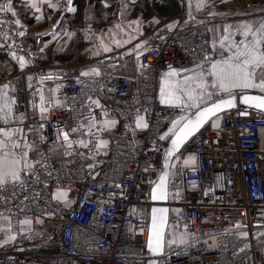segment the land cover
<instances>
[{
    "label": "built area",
    "instance_id": "built-area-1",
    "mask_svg": "<svg viewBox=\"0 0 264 264\" xmlns=\"http://www.w3.org/2000/svg\"><path fill=\"white\" fill-rule=\"evenodd\" d=\"M231 11L210 1L191 20L180 10L152 24L137 51L130 44L45 63L42 37L0 10V50L16 65L0 71V130L28 155L20 179L0 184V218L12 223L0 264L146 263L151 189L169 130L186 113L184 102L162 100L164 74L197 75L215 51L214 24ZM44 86L60 98L46 109ZM218 116L172 160V238L157 264H264V113Z\"/></svg>",
    "mask_w": 264,
    "mask_h": 264
},
{
    "label": "rangeland",
    "instance_id": "rangeland-1",
    "mask_svg": "<svg viewBox=\"0 0 264 264\" xmlns=\"http://www.w3.org/2000/svg\"><path fill=\"white\" fill-rule=\"evenodd\" d=\"M52 1L66 2L65 0H42L43 3L47 4L41 5L42 14L38 12L35 15L36 13L28 4L18 0L13 1L19 21L30 23L28 27L35 34L42 37L37 54L38 57L39 55L41 57L39 59L45 63L71 62L79 58L82 59L83 57L110 51L116 46L130 44H133L135 51H137L142 46L139 38L153 24L152 19L142 16L141 4H138L141 0H104L101 2V7L86 5L77 14H74L76 6L71 0L73 6L71 13L73 15L66 18H64L66 11L60 6L54 10L55 15H51L50 11L52 10L48 6ZM74 37L80 38L81 41L75 42ZM72 43L77 48L76 55L62 52L66 47L72 46ZM55 51H58V53H55ZM7 66V68L16 67L13 62H10ZM208 94L209 92H203L201 94L203 99H197L196 104H199V107L214 99V93L210 96ZM52 98H55V96H52ZM211 121L213 125H217L219 116L214 117ZM180 123L176 124L175 128L171 127L169 132L173 133ZM11 225L12 223L9 220L0 221L1 240L9 237ZM171 236L170 231L167 230L166 239H171Z\"/></svg>",
    "mask_w": 264,
    "mask_h": 264
},
{
    "label": "crops",
    "instance_id": "crops-1",
    "mask_svg": "<svg viewBox=\"0 0 264 264\" xmlns=\"http://www.w3.org/2000/svg\"><path fill=\"white\" fill-rule=\"evenodd\" d=\"M0 1L7 3V5H10L12 9L11 14L13 15L14 12L15 15L13 16L16 19H18V16L16 15L17 10L13 6L14 0H0ZM18 1L26 3L29 6H31L32 10H34V12L36 13L35 15H37L38 12L42 14L41 5L47 4V3H43L42 0H18ZM65 1L67 2L66 6H63V2L61 1L60 2L52 1L48 6L49 9L52 10L50 11L51 15H55L54 10L58 9V6H60L65 11L72 12L73 11V6L71 3L72 1L71 0L70 1L65 0ZM210 1H217V2H222L226 5H230L232 6L233 11L226 13L225 18L222 21L214 24L215 51L211 57H209L200 65V70L197 73V75L202 74V80L199 78L188 79V80L181 79L178 77L176 71L173 69L166 71L163 77L162 88L164 89V93L162 94L161 92L162 100L170 104L184 102L186 105V110H185L186 113L178 119V123L185 120L191 113H193L195 110L201 107L200 106L198 108H195V106H191L193 105L194 101L192 99H189V95H188L189 92H191L192 96L194 97H200L201 94H203V92H209L211 94L214 93L215 97L213 100L228 95L226 93L221 92L218 87H213L215 77L211 74L213 71L211 67L212 64L217 63L218 61L228 59L229 57H232L237 51L236 46L241 41L247 43L245 36L242 34L244 32L243 26L248 25L251 26L253 30H255L259 28L261 24H264V0H180L181 2L180 10L184 11L186 19L191 20L195 18L196 15L200 14L203 11L204 4ZM34 4L35 7H33ZM37 8L38 9L40 8V10L37 11ZM40 14L38 15L40 16ZM163 18L164 16L155 14L150 19H152V23L154 24V22L157 23ZM19 23L24 25L30 24L24 22L22 23L20 21ZM53 28H55V26H53ZM248 39H251V34H249ZM116 47H120V46H116ZM10 62H12V60L9 57V55L4 51L0 50V71L7 68L8 67L7 64H9ZM173 72L175 73L174 75H169L170 73ZM197 75L193 77H197ZM241 92H254V93L264 94V92H261L258 88L245 89V90L236 89L233 91V94L234 93L239 94ZM52 96L53 97L55 96V98H52ZM52 101L53 102L60 101L59 92L57 88L53 86L51 87L44 86L43 89H41L40 91V102L42 108L46 109L50 105V103H52ZM196 102L197 99L195 100V103ZM182 117L183 119H181ZM10 137L11 138L9 139L3 135H0V139L7 141L6 147L0 150V157H3L4 153H8L7 160L9 162L13 160L21 161L19 165L15 166L20 172L23 164L27 160L28 155L26 150L24 149L21 150V152H16L14 150L13 144L19 145L20 142L15 138V136H10ZM2 220H8V219L0 218V221ZM11 237L12 236L10 231L9 237L7 239L4 240L0 239V240L3 242L9 241Z\"/></svg>",
    "mask_w": 264,
    "mask_h": 264
},
{
    "label": "snow or ice",
    "instance_id": "snow-or-ice-1",
    "mask_svg": "<svg viewBox=\"0 0 264 264\" xmlns=\"http://www.w3.org/2000/svg\"><path fill=\"white\" fill-rule=\"evenodd\" d=\"M52 6V5H50ZM35 7V4L33 5ZM12 11L10 5H0V10ZM71 10V9H70ZM37 11L39 9L37 8ZM13 15L15 13L13 12ZM19 23V21H17ZM244 32L242 33L247 40V43L241 41L236 47L237 51L232 57L228 59L218 61L217 63L212 64V75L215 77V81L213 83V87H218L219 90L223 93L228 94V99H221L219 102H215L208 107L203 108L201 111L196 113L195 121H188L187 124L180 130L179 133L176 134L175 138L172 140V151H176L179 149L180 145L183 143V140L187 138V136L193 134L194 131L198 130V128L203 124L204 119H206L210 115H215V113L219 110H222L224 107H234V96L233 91L236 89L245 90V89H256L258 88L261 92H264V24L255 30L252 29L251 26L245 25ZM23 34V33H21ZM249 34H251V39H248ZM242 46V47H241ZM208 59V57H205ZM21 67H23V59L21 58ZM175 73H170L169 75H174ZM199 78L202 80V74H198L197 77H189L188 79H196ZM203 86V85H201ZM7 87V86H5ZM162 94L164 93V89H161ZM189 99L194 101L193 105L195 107H199V104L195 103L196 99H203V96L194 97L191 92L188 93ZM209 96L211 93L208 94ZM250 101H256V107L264 109V96H244L243 102L249 103ZM166 102V101H165ZM3 111V109H0ZM43 111V109H42ZM142 119V118H141ZM183 119V117L181 118ZM107 123V122H106ZM114 123V122H113ZM178 123V122H177ZM140 121H138V126ZM143 126H147L144 124ZM175 124L173 127L175 128ZM75 131V129L73 130ZM171 131V130H170ZM0 135H3L7 138H11L10 134L0 130ZM64 139L68 140V133H63ZM164 137H161L163 139ZM84 147H87L83 141L79 142ZM106 142H101V144H105ZM7 141L0 139V150L6 147ZM20 145L13 144L14 148H18ZM98 147L100 145H97ZM69 147H71V143H69ZM171 155V152L169 153ZM26 155V154H25ZM8 153H4L3 157H0V184L6 182V179L10 177L12 180L18 181L20 179L19 170L15 167L19 165L21 161L13 160L9 162L7 160ZM164 177H161V181L163 182ZM61 196L66 195V193H60ZM154 199L156 197H153ZM155 212V209L153 210ZM156 228L155 216L153 217V229ZM156 246L153 247V237L150 233L148 248L151 252L156 253L160 250V238L162 236L161 232L156 233Z\"/></svg>",
    "mask_w": 264,
    "mask_h": 264
},
{
    "label": "water",
    "instance_id": "water-1",
    "mask_svg": "<svg viewBox=\"0 0 264 264\" xmlns=\"http://www.w3.org/2000/svg\"><path fill=\"white\" fill-rule=\"evenodd\" d=\"M234 107H224L222 110H219L215 113V115H210L206 119H204L203 124L198 128V130L194 131L193 134L187 136L186 139L183 140V143L180 145L179 149L176 151H172V140L175 138L176 134L180 132V130L184 127L185 124L188 123V121H195L196 120V113L201 111L203 108L210 106L211 104L215 102H219L221 99H228L229 96H222L220 98H217L197 110H195L193 113H191L185 120H183L177 129L173 132L165 154H164V161L162 165V169L160 172V176L157 180V182L153 185L151 189V199L154 201V205L152 207V216H151V225H150V233L153 237V247L156 246V233L161 232L162 236L160 238V250L156 253H153L149 250L150 253V258L146 262V264H157V257L160 256L163 253L164 250V244H165V237H166V229H167V218H168V190H167V185H168V180H169V172H170V167L172 164V160L175 157V155L180 151V149L183 147V145L193 136L195 135L203 126H205L209 121H211L215 116H218L226 111L232 110V109H240L242 115H249L252 112L254 113H259L263 112L264 109L258 108L255 106L257 103L256 101H250L249 103H244L243 102V97L244 96H249V97H254V96H264V94L261 93H254V92H241L239 94L234 93ZM171 152V155L169 154ZM161 177H164L163 182L161 181ZM153 197H156L155 199ZM155 209V212L153 211ZM155 216V222H156V228L153 229V217ZM150 236V235H149ZM149 241V240H148Z\"/></svg>",
    "mask_w": 264,
    "mask_h": 264
},
{
    "label": "trees",
    "instance_id": "trees-1",
    "mask_svg": "<svg viewBox=\"0 0 264 264\" xmlns=\"http://www.w3.org/2000/svg\"><path fill=\"white\" fill-rule=\"evenodd\" d=\"M102 1L104 0H73V4H75L76 6V12L74 14L79 13L83 9V7L86 5L88 6L95 5L97 7H101ZM134 2H137V1H134ZM138 4H141V12L144 18H151L155 14L168 17V16H172L176 14L181 9L180 0H141L138 2ZM72 15L73 13H71L70 11H66V13L64 14V18L72 16ZM73 39L75 42L80 40V38L78 37H74ZM74 45L75 44L72 43V46L66 47L65 50L62 52L68 53L70 55L71 54L76 55L77 48ZM55 53H58V51H55Z\"/></svg>",
    "mask_w": 264,
    "mask_h": 264
},
{
    "label": "bare ground",
    "instance_id": "bare-ground-1",
    "mask_svg": "<svg viewBox=\"0 0 264 264\" xmlns=\"http://www.w3.org/2000/svg\"><path fill=\"white\" fill-rule=\"evenodd\" d=\"M216 117V116H215Z\"/></svg>",
    "mask_w": 264,
    "mask_h": 264
}]
</instances>
